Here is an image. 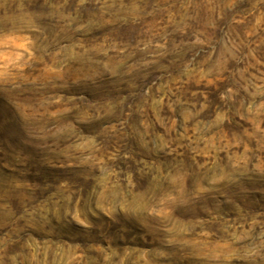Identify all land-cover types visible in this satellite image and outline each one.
Masks as SVG:
<instances>
[{
	"label": "rangeland",
	"instance_id": "obj_1",
	"mask_svg": "<svg viewBox=\"0 0 264 264\" xmlns=\"http://www.w3.org/2000/svg\"><path fill=\"white\" fill-rule=\"evenodd\" d=\"M0 264H264V0H0Z\"/></svg>",
	"mask_w": 264,
	"mask_h": 264
},
{
	"label": "trees",
	"instance_id": "obj_2",
	"mask_svg": "<svg viewBox=\"0 0 264 264\" xmlns=\"http://www.w3.org/2000/svg\"><path fill=\"white\" fill-rule=\"evenodd\" d=\"M131 162L133 161V160H130Z\"/></svg>",
	"mask_w": 264,
	"mask_h": 264
}]
</instances>
